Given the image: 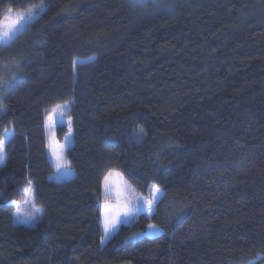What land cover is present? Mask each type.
I'll use <instances>...</instances> for the list:
<instances>
[{
  "label": "trees",
  "instance_id": "obj_1",
  "mask_svg": "<svg viewBox=\"0 0 264 264\" xmlns=\"http://www.w3.org/2000/svg\"><path fill=\"white\" fill-rule=\"evenodd\" d=\"M30 8L0 48V264H264V0H0V20ZM111 172L162 195L103 241ZM28 185L41 212L15 224Z\"/></svg>",
  "mask_w": 264,
  "mask_h": 264
},
{
  "label": "rangeland",
  "instance_id": "obj_2",
  "mask_svg": "<svg viewBox=\"0 0 264 264\" xmlns=\"http://www.w3.org/2000/svg\"><path fill=\"white\" fill-rule=\"evenodd\" d=\"M35 13L31 19L28 18L29 12ZM38 12L32 8L24 10V11H15L11 9H7L1 20H0V33L7 32L12 39L5 43L6 37L0 34V48L8 47L12 44L14 39L21 34L27 25L36 17ZM23 16L24 18L21 19L20 17ZM64 115L60 116L58 114L54 115L55 123L52 124L48 121V117L46 118V126H47V135H48V150H49V157L51 163L54 166L55 172L52 175V178L55 180H63L69 179L73 176V171L70 169V172L65 174L66 170L64 168L57 169L56 167V160L54 155L52 154L51 149L49 148V144L51 142H56L61 145H66L65 150L71 144V133L69 134V120L67 119L66 115L68 112V106L64 105ZM65 126L67 128V139L66 135L63 137L62 141L57 139V127ZM65 150H64V157H65ZM0 160V162H2ZM113 174V180L118 182L120 185V189L118 191L116 183L111 184L108 189L104 186L103 192V241L107 240L116 230V228L122 224H129L131 220L141 213H146L148 217L151 216L153 212L154 205L159 197L162 195V192L156 188L151 187L146 194H140L134 191L130 185L121 177H116L115 173L118 172H111ZM109 175V174H108ZM31 188V193H26L24 190V197L21 201L15 202L14 205V223L15 224H24L30 225L33 224L34 219L38 218L41 212L40 207L35 205L32 193V187L28 185L26 188ZM25 188V189H26ZM155 189L159 191L156 192ZM152 200L151 206H149L145 201ZM106 205L110 206V211L106 212ZM123 205L124 207L121 208L120 206ZM19 208L20 215L17 214V210ZM125 211H127V215H125ZM106 217L110 220L109 228L110 231L108 233L105 232V220ZM114 224V227L112 226ZM152 226V227H150ZM161 233V229L154 224H149L147 229L142 232L134 235L133 238H142L144 236L153 237L157 236Z\"/></svg>",
  "mask_w": 264,
  "mask_h": 264
},
{
  "label": "snow or ice",
  "instance_id": "obj_3",
  "mask_svg": "<svg viewBox=\"0 0 264 264\" xmlns=\"http://www.w3.org/2000/svg\"><path fill=\"white\" fill-rule=\"evenodd\" d=\"M43 7V6H41ZM35 15V13H32L31 11L29 12L28 14V18L31 19L32 16ZM21 19H23L24 17L21 16L20 17ZM2 34L3 36L6 37L5 39V43H7L9 40L12 39V36H10L7 32H2L0 33ZM74 64L76 63L75 61L73 62ZM2 97H0V108L3 107L2 105ZM53 114H58L60 116H63L64 115V108L63 106L61 105H57L55 108L52 109V112L51 114H49L48 116V121L52 124L55 123V120H54V115ZM5 132L7 135L11 136V133H8V130L5 129ZM140 133H143V129L141 128L139 130ZM71 133V124L69 122V134L70 135ZM66 139H67V135H66ZM65 147L66 145H61V144H58L56 142H51L49 144V148L51 149L52 151V154L54 155L55 157V160H56V167L57 169H61V168H64L66 170L65 174H67V172H70V169L68 168V162L66 161L65 157H64V150H65ZM3 150H4V142L3 141H0V160L3 159ZM115 176L116 177H120V173H115ZM105 187H106V190L108 189V187L113 184V183H116V186H117V189L119 191L120 189V185L118 182L114 181L113 180V174L112 173H109V175H106L105 178ZM30 183V182H29ZM156 192H158L159 190L158 189H155ZM25 192L26 193H31V188H26L25 189ZM152 200H148V201H145V203H147L149 206H151L152 204ZM121 208H123L124 206L121 205L120 206ZM110 211V206H107L106 205V212ZM17 214L20 215V211H19V208L17 210ZM125 215H127V211H125ZM109 224H110V220L106 217V220H105V232L108 233L110 231V228H109ZM114 227V224L112 225ZM152 227V226H150Z\"/></svg>",
  "mask_w": 264,
  "mask_h": 264
}]
</instances>
